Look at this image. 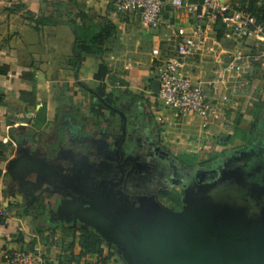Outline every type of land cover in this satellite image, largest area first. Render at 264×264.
<instances>
[{
  "label": "crops",
  "instance_id": "obj_1",
  "mask_svg": "<svg viewBox=\"0 0 264 264\" xmlns=\"http://www.w3.org/2000/svg\"><path fill=\"white\" fill-rule=\"evenodd\" d=\"M55 1L0 0V211L9 207L11 196L6 188V162L16 154L15 137L19 128L28 132L24 145L45 155L46 147L36 144L37 139L33 137L36 133L40 136V131L48 124L53 139L48 142L47 150L51 154H64L71 161H79L87 155L88 140L96 138L95 134V137L88 135L91 130L86 122L91 114L90 90L98 84L93 79L99 63L97 55L79 52L74 32L67 25H35L25 18L23 9L16 8L24 5L35 15L47 16ZM63 1L64 13H70L78 24L89 22L108 31L102 45L108 67L117 76V72L123 70L140 90L146 86L145 79L153 78L157 61L171 52L175 27L188 18L184 11L165 7L158 28L148 30L137 12H115L113 0ZM220 1L228 11L264 6V0ZM218 29L215 26L214 38L207 41L202 52L188 60L185 73L192 81L204 82L212 78L219 65H228L237 54L257 53L264 49V36L254 30L241 38H228L222 28L221 36L217 38ZM256 64L239 74L231 69L215 88L204 87L212 113L199 118V125L204 130L198 129V140H217L225 134L222 128L225 123L233 130L235 114L240 115L238 126L244 131L248 125L252 129L254 122L264 114V57ZM40 108L45 111V123L31 132L32 119ZM231 135H225L224 141ZM238 140L242 141H235ZM17 232L22 234L24 242L37 240L34 252L41 253L48 264H56L59 254L68 253L38 241L40 235H52L57 241L63 235L62 230L36 226L28 215L11 216L0 225V264H6L5 250L18 246L12 241ZM107 250L105 245L101 256L86 255L79 264L85 261L121 264L116 255L102 263ZM80 251L75 243L72 253L76 256Z\"/></svg>",
  "mask_w": 264,
  "mask_h": 264
},
{
  "label": "water",
  "instance_id": "obj_2",
  "mask_svg": "<svg viewBox=\"0 0 264 264\" xmlns=\"http://www.w3.org/2000/svg\"><path fill=\"white\" fill-rule=\"evenodd\" d=\"M158 85L152 79L150 91L156 94ZM158 149L163 158L169 156ZM6 170L31 190L48 171L59 173L29 146L7 160ZM257 171L249 172L241 156L235 157L215 179L183 185L179 210L163 205L155 195L130 199L117 188L118 182L101 180L81 204V196L73 199L82 206L76 216L121 264H264V173Z\"/></svg>",
  "mask_w": 264,
  "mask_h": 264
},
{
  "label": "flooded vegetation",
  "instance_id": "obj_3",
  "mask_svg": "<svg viewBox=\"0 0 264 264\" xmlns=\"http://www.w3.org/2000/svg\"><path fill=\"white\" fill-rule=\"evenodd\" d=\"M114 89L115 95L108 102L90 90L91 98L96 103L101 101L103 105L102 109L96 107V104L91 106V114L86 123L91 130L88 135L95 134L96 138L88 140L87 155L81 160L71 161L64 154H51L46 149V160L55 165L59 173L48 171L35 190H31L29 184L19 176L14 177L7 171L8 192L15 188L22 196L21 203L10 206L18 211L27 209V215L36 226L92 231L81 224L76 215L82 211L81 199H87L85 193L93 191V187L101 180L107 183L118 182L117 188L130 199L155 195L163 205L179 210L183 185L215 179L218 171L235 157L241 156L242 164L248 167L249 172L256 168L257 175L264 173V114L254 122L253 135L242 140L239 146L225 149L226 152L216 159H198L189 165L161 144L156 126L158 123H148L149 113L138 100L130 96V91L123 89V86ZM27 134L25 129H18L15 137L16 152L25 147ZM158 147L167 150L169 156L163 158ZM170 155L177 163L172 161ZM28 179L34 180L35 176ZM79 196L81 198L77 201L80 206H77L73 199ZM161 197H165L167 204L161 201Z\"/></svg>",
  "mask_w": 264,
  "mask_h": 264
},
{
  "label": "built area",
  "instance_id": "obj_4",
  "mask_svg": "<svg viewBox=\"0 0 264 264\" xmlns=\"http://www.w3.org/2000/svg\"><path fill=\"white\" fill-rule=\"evenodd\" d=\"M113 7L117 13L137 12L148 30L158 28L165 7L184 11L188 16L186 22L175 27V41L171 52L155 65L153 79L159 82L156 93L158 107L152 113L160 123L162 120L169 123L174 118L189 115L207 117L212 113V107L204 87L213 89L222 82L226 72L233 69L235 74L242 73L264 57V49L257 53L237 54L228 65H219L212 78L195 82L185 73L187 62L199 55L207 41L214 38L218 22L223 25L228 38H241L253 30L264 36V27L244 10L228 11L220 0H114ZM46 262L41 253H26L21 250H14L6 259V264Z\"/></svg>",
  "mask_w": 264,
  "mask_h": 264
},
{
  "label": "trees",
  "instance_id": "obj_5",
  "mask_svg": "<svg viewBox=\"0 0 264 264\" xmlns=\"http://www.w3.org/2000/svg\"><path fill=\"white\" fill-rule=\"evenodd\" d=\"M199 1V0H198ZM114 2V0H113ZM197 2V1H194ZM53 9L47 16L43 15H35L31 13L29 10L26 9L24 5H18L16 8L23 9L24 16L27 20L35 23V25L39 26H53L57 24H64L70 27L74 32L75 37V46L76 49L79 52H88L97 55L99 59V63L96 67V72L93 74V79L97 81V86L93 88V91L97 92L99 95H101L104 98L105 102H108L112 95L115 94V87L116 84L119 82L121 85L124 83L119 79V77L116 75V73L112 72L111 69L107 65V61L105 58V49L102 48V45L104 44L107 36L108 31H106L103 28L97 27V25L89 22H82L78 24L73 17H71L70 13H64V1L63 0H56L53 5ZM249 14H251L256 22L258 24H261L264 27V6L256 9H241ZM219 27L217 38H220L221 36V30L223 28V25L220 24V22L217 23L216 27ZM257 62H254L252 66L257 65ZM153 78L151 77L149 79V83ZM149 83L147 89H149ZM108 91V92H107ZM151 96L148 99H145L144 102L146 105H153V108L158 107V102L156 99V94L152 93L150 91ZM139 96V95H138ZM139 101H141L143 98L139 97ZM95 105V104H94ZM101 101H97L96 107H102ZM95 110V109H93ZM150 119L149 124H155L154 117L151 114V111L149 112ZM240 115L235 114L232 123H233V135L228 137L225 144L233 143L236 139L244 140L248 137L244 130L239 128L238 122H239ZM45 123V111L40 108L38 112L36 113L35 117L32 119L31 124V132H35V129L39 128ZM158 132L161 131L159 127H157ZM159 134V133H158ZM246 134V135H245ZM159 140L163 146H166L167 140L165 139L164 135L159 134ZM221 154V153H220ZM219 154V155H220ZM196 156L195 153L191 152H183L178 153L176 156L180 159V161L184 162L185 164H193L194 159L193 157L185 158L186 156ZM218 156V155H217ZM184 157V158H183ZM27 215V209H24L22 211L11 209V206H9L7 209H3L0 211V225H3L6 223V221L11 216L21 217ZM78 234H75V230H62V236L57 240H53V236H39L38 241L45 246H54L57 249L66 252V254H59L57 256V263L56 264H70L72 261L76 264L80 263V260L90 254H96L97 256H101L103 253V249L105 247L103 241L100 239V237L90 231V230H84L79 229L77 230ZM12 241L18 245L14 249H7L5 250V256L4 261L11 255V253L14 250H21L23 252L33 253L35 250L33 249V246L35 242L37 241L35 238L28 242L23 241L22 234L20 232H17L15 234L14 239ZM77 243V245L80 248V253L78 255H74L72 253V247L73 245ZM106 256L103 258L102 263L106 262L108 258L114 256V252L111 250L110 247H108ZM44 257V256H43ZM45 258V257H44ZM46 259V258H45ZM47 261V260H46ZM48 264V262H46ZM83 264H91L88 261H85Z\"/></svg>",
  "mask_w": 264,
  "mask_h": 264
},
{
  "label": "rangeland",
  "instance_id": "obj_6",
  "mask_svg": "<svg viewBox=\"0 0 264 264\" xmlns=\"http://www.w3.org/2000/svg\"><path fill=\"white\" fill-rule=\"evenodd\" d=\"M117 74H118L119 79L124 84L121 85V84L117 83L116 86H123V89H128L131 92V93L129 92L130 96H132L133 98H135L138 101H139V99H140L139 97L141 95V97L143 98L141 101H139L141 106L143 105L145 107V110L148 113L150 111L152 112L154 109L153 105L152 104L146 105L144 102L145 99H148L151 96L150 91L147 89V87H148L147 85L149 83V80L148 79L144 80L146 86L142 90H140L136 85H133V81L129 80L125 76L123 70L120 69V71H118ZM94 87H96V86H94ZM120 92H121V90H120ZM113 95H115V94H113ZM94 104H96V102L92 98H90L89 108L91 109V106H93ZM100 109H102V107H100ZM199 118L200 117H198L196 115H189V116H185V117L174 118L169 123L162 120L161 123L159 122L160 124H157V125L155 124V125L161 129L159 134L165 136V139L167 140L166 146L169 148V150L173 154L177 155L178 153H183V152H191V153L196 154V156L195 155L194 156H191V155L188 156L187 155L185 157V158H190V159H192L191 157L195 158L193 164L195 162H197L198 159H205L208 157H209V159H216L217 155H219L220 153L224 154L226 152L225 149H230V148L237 147L240 145L241 141H239V140L234 141L233 143H230V144H225V142L227 141V140L224 141L225 135H229V134L233 135V130H231L230 127H228L229 125H227L226 123L222 127L225 131L224 132L225 134L223 136L219 137L217 140H213V139L212 140L211 139L205 140L204 138L201 141L198 140L196 138L198 129H200L202 131L204 130V128L200 127V125H199ZM155 120L156 119L154 118V121ZM42 129L43 130H41L39 133L40 136H38L36 133L34 135L33 139H35V140L37 139V143H40L41 145L45 146L47 149L48 142H50L53 139V136L50 132L51 130H50V127L48 124L44 125V127ZM250 129H251L250 125H248L245 133L247 134V136L249 135L251 137L253 135V130L252 129L250 130ZM93 136L95 137L94 134H93ZM250 137H248L247 139H249ZM193 138H195V139H193ZM182 139H183V142L181 141ZM221 141H224V143H222ZM34 146H36V145H34ZM9 192H10L11 197L8 201L9 204H7V205L10 206L14 203H21L22 202V196L17 189L12 188L9 190ZM161 201L163 203L167 204L165 197H161Z\"/></svg>",
  "mask_w": 264,
  "mask_h": 264
}]
</instances>
